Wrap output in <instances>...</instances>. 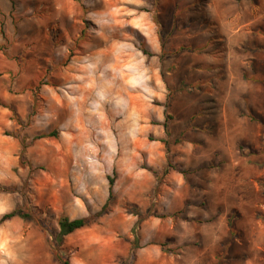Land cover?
Returning a JSON list of instances; mask_svg holds the SVG:
<instances>
[{"label": "rangeland", "instance_id": "1", "mask_svg": "<svg viewBox=\"0 0 264 264\" xmlns=\"http://www.w3.org/2000/svg\"><path fill=\"white\" fill-rule=\"evenodd\" d=\"M0 1L1 15L4 0ZM9 1L14 9V24H22V81L29 82L26 90L30 92L32 111L23 126L29 130L32 121L38 119L39 130L31 132L34 138L23 141L20 179H0V220L20 207L31 215L27 222L19 219L0 224V264H63L66 261L69 264H131L133 257L134 264H196L193 260L180 259L175 253L154 251L158 246L173 252L170 241H178L185 229L171 228L161 213L152 212L153 201L164 188L166 171H152L142 153L161 141L168 152L175 151L177 156L184 142H194L205 161L217 163L214 169L220 171L226 163L218 162L221 160L217 154L219 149L213 144L219 142L216 131L227 122L231 140H237L234 146L226 148L227 156L230 162L239 159V164H231L236 172L243 171L250 178L249 193L244 195L238 194V186L232 185L234 201L240 202L246 215L250 208L258 207L259 218L264 223V0ZM74 3L82 16L78 26L84 32L79 36H73L78 27L77 18L67 14L68 8L74 11ZM0 23L4 27L1 19ZM152 24L153 35L160 42L159 52L148 42V27ZM93 29L104 31L107 43L116 40L132 44V58L139 59V68L132 76L141 151L134 162L138 169L135 175L144 167L148 178L136 179L154 192L142 195L136 190L129 196L124 189L129 179L127 173H122L123 190L115 189L107 213L92 226L66 237L63 246L58 247L59 220L97 215L105 198L99 192L100 179L110 174L116 188L117 175L121 174L115 173L110 149L92 147L90 156L83 160L73 153L76 149L70 152L67 143L64 147L63 141L58 140L60 132L45 128L50 127L46 126L50 102L48 107L43 103L42 85L53 86L51 72L61 70L64 62L77 54L86 40L96 34ZM142 55L146 56L145 61ZM36 69H39L41 85L30 83ZM118 70L117 86L122 89L129 75L124 61H120ZM0 71V81L5 82L3 76L8 78V73L1 68ZM66 90L60 88L61 92ZM122 102L117 124L130 123L125 116L127 100ZM93 111L89 128L92 143H98L102 132L98 127V112ZM240 128H243V138L238 140ZM144 130L151 132L143 134ZM158 130L164 132V138H160ZM52 134L55 137L49 136ZM32 144L36 145L33 163L28 160ZM120 151L123 155L119 159L122 156L126 167L131 162V157L124 155L128 148ZM173 168L182 171L181 167ZM88 171L90 191L82 186V180L74 179L75 174L81 176ZM182 173L190 175L191 168ZM0 175L5 176L2 172ZM149 177L156 179L155 182ZM128 197L135 202H126L124 199ZM143 203L147 204L146 211L139 209ZM232 215L233 219L238 218L237 212ZM225 230L221 246L228 252L242 237L232 223ZM192 232L193 229L189 230V234ZM242 236L245 245L250 236L244 232ZM57 254L62 255L63 263ZM225 255L216 260L203 259L197 264H241V259Z\"/></svg>", "mask_w": 264, "mask_h": 264}, {"label": "crops", "instance_id": "2", "mask_svg": "<svg viewBox=\"0 0 264 264\" xmlns=\"http://www.w3.org/2000/svg\"><path fill=\"white\" fill-rule=\"evenodd\" d=\"M8 1L2 2L0 15L4 24L2 27L0 23V31L3 33H0V68L8 73V78L5 79L3 76L5 82L0 81V101L3 103L0 105V173L5 174V176L0 175V179L8 177V179L16 181L20 179L19 173H22L23 141L35 137L31 132L39 130V121L34 119L29 130L24 129L25 119L30 116L32 110L29 104L30 92L26 90V84L29 82L28 80L22 81V24H14L12 19L14 9L10 6L12 3L9 4L10 1ZM70 5L71 2L68 3V7ZM20 8L22 9V6ZM73 8V12L68 8L67 14L73 19L77 18L76 25L80 26V17L82 16L80 13L78 14L75 3ZM79 26L73 36H79L81 32H84ZM152 27L153 24L148 27V42L152 49L159 52L160 42L158 38L155 39ZM16 30L19 34L16 33ZM93 30L96 34H92V38L86 40L77 54L71 56L66 63L64 62L61 70L51 72L50 79L53 86L42 85V89H44L42 97L45 101L42 100V102L47 107L48 101L50 102L46 125L50 127L45 128L60 132L58 140L63 141L64 147V143H67V149L70 152L71 149H76L73 153L83 160L90 156L92 147L110 149L112 164H116L115 173H121L117 175L118 181L116 188L113 186V192L115 189L123 190L121 180L125 176L122 173H127L126 178L129 181L124 189L129 196L136 190H139L138 192L142 195H146L147 192L153 193V189H148L146 184L139 183L136 179L139 177L148 178L147 170L141 167L139 169L141 172L135 175L138 169H136L137 163L134 162L141 151L138 149V108L135 100L137 95L132 94V76L133 71L135 72L139 68V59L132 58V44H122L116 40L112 41L113 43H107L108 39L104 31ZM142 57L145 61L146 56L142 55ZM120 61H124V67L129 70L126 84L122 89L121 86H117L120 76L118 70ZM200 71L205 74L203 69ZM35 72L37 75L39 69H36ZM36 75L35 78L31 77L33 80L30 83L38 82L41 85L40 75H37L38 77ZM12 77L13 81L10 80ZM60 88L67 90L61 92ZM46 89L48 90L45 92ZM124 99L127 100L125 116L126 120H130V123L117 124L116 116L122 114V100ZM134 101L136 102L134 103ZM133 107H135L134 112ZM94 109L98 112V127L103 134H101L98 143H92L89 128L91 120L94 119ZM224 114L227 117V112ZM225 120L228 121L227 118ZM56 125L59 128H53ZM223 125L221 130L216 131L217 135H220L219 142L217 141L216 145L213 144V147L219 149L217 154L220 155L221 160L218 162L226 163V167L221 168L220 171L217 168L214 169L217 163L212 165L209 161H205L204 154L197 151L194 142H184L180 146L177 156L174 155L175 151L168 152L161 141H157V145L150 146L148 151L142 153L146 155L148 166L153 169L152 171H166L164 188L162 193L157 194V198L154 199L152 212L161 213L171 228L185 229L178 241H170L169 247L173 249V252L162 250L158 246L154 251L156 253L163 251H165L164 253H175L180 259L193 260L196 264L203 259L216 260L225 254L233 259H241V264H264V223L259 218L257 205H255L257 209L250 208L249 214L246 215L239 204L240 202L234 201L232 185L238 186V194L244 195L245 192L249 193L250 178L243 171L236 172L235 166L231 164V162L239 164L240 160L236 158L235 160L231 159L230 162L226 148L234 146L237 140H231L228 122ZM238 131H242L238 136L239 140L243 138V128ZM148 132L151 131L144 130L143 134H148ZM158 134H160V138H164L163 131L158 130ZM35 148V144L29 148L28 160L32 163L36 160L32 155ZM122 148H128L124 155L131 157V162L126 167L123 166L122 156L119 159V156L123 155L120 151ZM65 153L63 152V154ZM175 166L181 167L182 171L191 168L192 173L188 175L182 171L178 172L177 169L174 170ZM26 171L24 170V172ZM109 178L114 179L110 174L100 179L99 192L105 196L103 207L108 203L110 197ZM74 179L82 180V186L88 191L91 190L89 171L81 176L75 174ZM149 180L155 182L156 179L151 180L150 178ZM124 200L130 203L135 202L131 197ZM139 209L146 211L147 204L143 203ZM232 212H237V219H233ZM19 219L22 220L19 217L12 220L18 221ZM149 220L151 221V219ZM231 223L240 231L239 237L243 239L242 232H244L250 238H246L245 245L242 239L239 240L226 252V247L221 246V240L225 238V229ZM192 229L194 232L189 234V230ZM229 235L230 238L232 235L231 233Z\"/></svg>", "mask_w": 264, "mask_h": 264}, {"label": "trees", "instance_id": "3", "mask_svg": "<svg viewBox=\"0 0 264 264\" xmlns=\"http://www.w3.org/2000/svg\"><path fill=\"white\" fill-rule=\"evenodd\" d=\"M0 105H3V103L1 101H0ZM49 136L55 137L54 134L49 135ZM109 182H110V197H109L108 203L103 207V209L97 215L85 217V218H79V219H75V220H71L68 217H63L59 220V233L56 237V242H57L58 247L63 246L64 240L66 237L74 234L78 230L92 226L93 224H95L97 222V220L99 218L103 217L107 213L109 204L111 203V201L114 198V192H113L114 179L109 178ZM16 217H19V218H21L27 222L30 220L31 215L26 214L24 209L22 207H20V208L15 209L11 213L5 214L2 217V219L0 220V224H3L9 220L16 218ZM57 258H58L60 263H63V257L61 254H57ZM135 261H136V258L133 257L131 264H134ZM63 264H69V262L66 261Z\"/></svg>", "mask_w": 264, "mask_h": 264}]
</instances>
